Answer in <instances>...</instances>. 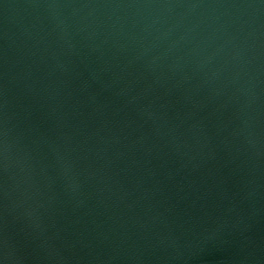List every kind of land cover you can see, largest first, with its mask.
<instances>
[{"label":"water","instance_id":"obj_1","mask_svg":"<svg viewBox=\"0 0 264 264\" xmlns=\"http://www.w3.org/2000/svg\"><path fill=\"white\" fill-rule=\"evenodd\" d=\"M0 264H264V0H0Z\"/></svg>","mask_w":264,"mask_h":264}]
</instances>
